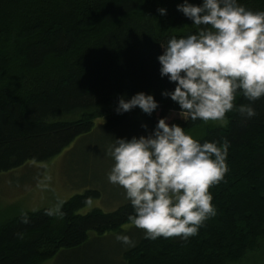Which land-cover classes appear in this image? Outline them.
Here are the masks:
<instances>
[{
	"label": "trees",
	"instance_id": "1",
	"mask_svg": "<svg viewBox=\"0 0 264 264\" xmlns=\"http://www.w3.org/2000/svg\"><path fill=\"white\" fill-rule=\"evenodd\" d=\"M183 0H0V175L59 155L104 121L108 134L147 135L160 118L180 112L162 91L174 84L159 75L160 44L195 32L176 9ZM199 4L201 0H189ZM264 11V0H239ZM165 8L161 16L157 9ZM154 95L160 107L118 115V98ZM238 94L234 104H247ZM245 120L234 108L224 128H206L197 140L230 142L228 172L210 188L216 215L188 240L140 236L123 264H233L259 249L264 238V98ZM186 133L205 122L173 119ZM86 190L62 204L63 215L26 212L0 225V264H43L62 251L81 249L89 234L104 236L131 224L127 201L113 212L85 215Z\"/></svg>",
	"mask_w": 264,
	"mask_h": 264
},
{
	"label": "clouds",
	"instance_id": "2",
	"mask_svg": "<svg viewBox=\"0 0 264 264\" xmlns=\"http://www.w3.org/2000/svg\"><path fill=\"white\" fill-rule=\"evenodd\" d=\"M176 9L192 22L195 32L172 36L160 44L157 57L160 77L174 84L162 91L180 109V117L192 121L224 123L234 108L245 119L257 113L253 105L264 98V11H252L239 0H183ZM167 14L163 7L157 9ZM238 94L247 104L235 105ZM160 107L154 95L138 92L120 96L118 115L139 108L151 116ZM147 135L116 138L106 152L113 164L109 183L120 186L132 206L128 220L143 231L144 239L196 236L204 222L216 215L211 187L228 172L230 142L201 143L183 127L160 118ZM86 204L91 205L88 198ZM62 204L47 210L63 215ZM27 223L26 213H22ZM115 239L133 246L131 237L118 233Z\"/></svg>",
	"mask_w": 264,
	"mask_h": 264
},
{
	"label": "rangeland",
	"instance_id": "3",
	"mask_svg": "<svg viewBox=\"0 0 264 264\" xmlns=\"http://www.w3.org/2000/svg\"><path fill=\"white\" fill-rule=\"evenodd\" d=\"M167 117L169 121L185 119L178 112H171ZM103 123L102 119L97 120L90 134L77 138L49 161L30 162L1 174L0 225L22 213L52 209L58 203L64 204L86 190H97L100 198L81 209L79 215H85L94 209L105 213L113 212L126 203L128 200L124 190L109 183L107 179L113 161L106 152L118 136L106 133ZM226 123L210 121L188 134L198 139L206 128H224ZM118 233L129 235L133 245L143 236V231L132 224L104 236L90 233L81 249L62 251L43 264H123L122 255L130 246L122 245L115 239ZM233 264H264V238L259 243L258 250Z\"/></svg>",
	"mask_w": 264,
	"mask_h": 264
}]
</instances>
